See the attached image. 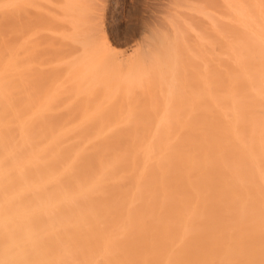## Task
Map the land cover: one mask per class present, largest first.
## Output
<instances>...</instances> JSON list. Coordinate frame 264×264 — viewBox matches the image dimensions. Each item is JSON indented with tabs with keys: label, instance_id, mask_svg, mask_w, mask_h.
<instances>
[{
	"label": "bare ground",
	"instance_id": "6f19581e",
	"mask_svg": "<svg viewBox=\"0 0 264 264\" xmlns=\"http://www.w3.org/2000/svg\"><path fill=\"white\" fill-rule=\"evenodd\" d=\"M85 4L0 0V264H264V0L134 58Z\"/></svg>",
	"mask_w": 264,
	"mask_h": 264
},
{
	"label": "rangeland",
	"instance_id": "374dc122",
	"mask_svg": "<svg viewBox=\"0 0 264 264\" xmlns=\"http://www.w3.org/2000/svg\"><path fill=\"white\" fill-rule=\"evenodd\" d=\"M204 3L216 6L220 0H86L85 6L99 9L100 16L95 22L100 24L101 40H106L113 50L129 57L132 49L139 50L146 43L142 42V37L159 40L158 36L162 37L163 30L167 29V22L174 20L173 24H177L181 21L179 18H188L189 11ZM195 82L199 83V77Z\"/></svg>",
	"mask_w": 264,
	"mask_h": 264
}]
</instances>
